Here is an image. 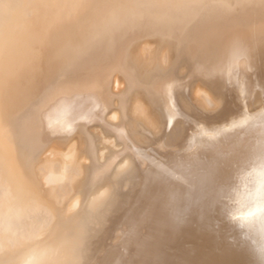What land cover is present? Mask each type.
<instances>
[{"label": "bare ground", "instance_id": "bare-ground-1", "mask_svg": "<svg viewBox=\"0 0 264 264\" xmlns=\"http://www.w3.org/2000/svg\"><path fill=\"white\" fill-rule=\"evenodd\" d=\"M0 264H264V0H0Z\"/></svg>", "mask_w": 264, "mask_h": 264}]
</instances>
